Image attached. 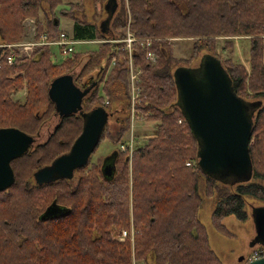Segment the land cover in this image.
Returning <instances> with one entry per match:
<instances>
[{
  "label": "trees",
  "instance_id": "1",
  "mask_svg": "<svg viewBox=\"0 0 264 264\" xmlns=\"http://www.w3.org/2000/svg\"><path fill=\"white\" fill-rule=\"evenodd\" d=\"M108 1L88 0L95 7ZM118 1L109 24L113 39L126 26L136 37L157 39L151 48L154 62L138 47L133 53L142 71L136 112L156 124V133L131 153L117 149L109 177L101 164L89 161L77 170L75 184L62 178L36 184V171L67 153L84 124L78 114L61 119L55 114L47 97L49 83L79 67L76 85L92 88L82 109L110 110L115 121V131L106 124L97 146L105 139L118 146L130 132L128 68L121 58L110 68L117 48L113 39L98 30L96 21L75 15L84 13L85 0L62 11L63 0H0V44L23 41L27 18L35 20V39L45 35L57 41L63 32L59 16L73 20L75 40L99 43L91 52L74 51L61 60L43 46L30 58L16 56L12 65L0 49V129L16 128L35 138L57 118L44 143L9 163L14 182L0 192V264H223L198 216L203 196L221 192L210 221L215 233L226 238L235 234L224 219L232 216L243 223L249 218L247 199L264 202V0ZM235 40L248 42L246 64L234 59ZM178 44L189 45L187 57L176 56ZM219 45L225 54L218 52ZM202 52L221 62L232 90L253 110L252 179L233 182L232 192L199 168V143L178 100L174 73ZM192 69L200 74L198 67ZM23 87L26 95L12 99ZM52 202L64 212L41 219ZM120 230L132 236L118 242L113 234Z\"/></svg>",
  "mask_w": 264,
  "mask_h": 264
},
{
  "label": "water",
  "instance_id": "2",
  "mask_svg": "<svg viewBox=\"0 0 264 264\" xmlns=\"http://www.w3.org/2000/svg\"><path fill=\"white\" fill-rule=\"evenodd\" d=\"M201 63L199 75L194 69L191 73L183 67L174 73L184 118L199 143V168L208 174L229 173L236 177L237 182L247 183L253 175L249 149L253 110L249 111L232 90L231 78L218 59L209 57ZM49 84L47 97L54 104L55 114L60 119L78 114L84 119V124L67 153L57 157L50 166L36 171L33 176L39 184L68 179L74 170L84 167L98 145L108 120L106 111L101 107L84 112L83 100L90 87L80 88L73 75L59 76ZM34 143V137L16 128L0 129V192L14 182L9 163L27 154ZM112 170V165L107 166L103 173L109 177ZM64 210L52 202L41 214V219L61 216ZM253 221L258 237L254 243L264 245V208L255 210ZM238 259L244 261L242 257ZM245 264H264V257Z\"/></svg>",
  "mask_w": 264,
  "mask_h": 264
},
{
  "label": "rangeland",
  "instance_id": "3",
  "mask_svg": "<svg viewBox=\"0 0 264 264\" xmlns=\"http://www.w3.org/2000/svg\"><path fill=\"white\" fill-rule=\"evenodd\" d=\"M79 1V0H78ZM88 1V0H86ZM119 2V1H118ZM67 3H77V0H63V4H66L67 7L69 8V5ZM89 4L85 3V10L84 13H75L76 16H78V18H81L83 20H85L86 22H91L93 21V19L95 21H99L101 19V21L105 20L104 22H106V17H105V9L104 7H100L97 6L95 7L94 5L90 4V2H88ZM106 8V7H105ZM94 14H96V16H94ZM99 15V16H98ZM94 16V17H93ZM60 18V23L58 28L59 29H63V31L68 32L69 34H71L72 30V19L70 18H63L62 16H59ZM93 21V22H95ZM24 32L25 33V37L23 40H30L32 38H34L35 36V20H33V18H27L25 19L24 23ZM153 40H157V39H153ZM236 41V50H237V54L236 56H234L235 61L241 62L246 64L247 60H248V42L246 40H235ZM154 43V41H153ZM1 45V44H0ZM96 46V44H92V43H87V45L83 46L81 44H77L76 45V51L77 53L79 51L82 50L84 53L86 54L87 52H89V50H94V47ZM51 52L55 55L54 58H57L58 60H61V56L58 52V48L56 46H52L51 45ZM189 45L188 44H178L177 48H176V56L177 57H187L188 55V51H189ZM1 49V48H0ZM91 50V51H92ZM90 51V52H91ZM218 52L221 54H225L226 51L221 50V46L219 45L218 47ZM205 52H202L199 57L195 60H193L190 64L185 65V64H181V67L183 68H187L191 73L193 72L192 68L198 67L199 68V64H203L209 57L204 55ZM27 58V57H26ZM86 60V57H84L82 59L83 63ZM187 66V67H186ZM78 68L74 69V71H72L70 73V75H73V77L76 78V75L78 73ZM111 68V67H110ZM201 70V67H200ZM92 88L90 87V91H88V93L85 95V98L89 97L88 95H90ZM26 95V90L25 87L22 88L21 91L15 93L14 98L12 99H21L22 97H24ZM85 102V100H83V103ZM112 112L107 111V124H108V129L111 132L115 131V121H113V117H112ZM57 118H53L51 121L47 122L45 125L42 126L38 136L35 137V143L32 146L35 147V145L38 144H42L46 141V139L48 138V135L53 131L54 126L57 124ZM131 123V122H130ZM141 127L142 128H146L149 129V131H142V130H136L137 127ZM151 129L147 128V125L144 123L141 124H137L136 127L132 130L131 129V125H130V132H128L129 134L125 137V139L123 140V142L121 144L114 145L113 143H111L108 139H105L103 141L100 142L99 146H97V150L95 153L91 154L89 157L88 162L90 161L91 163H95V164H101L102 168L104 169L107 166H111L113 163L114 159V152L123 146H126L128 144H131L132 146V150L134 149V147L140 146L143 144V142L146 141V139H148L149 137L153 136L156 132V124L151 122L150 124ZM124 152V151H123ZM132 152V151H131ZM130 152V153H131ZM190 163V162H187ZM187 165V164H186ZM191 165V163H190ZM189 165V166H190ZM188 166V167H189ZM187 167V166H186ZM214 179L216 182H218V185H222L225 186L226 188H221L220 191L223 189V191H228V192H232L233 191V182H237L236 181V177L233 176L232 174L226 173V174H214ZM264 185V182H261ZM218 192V191H217ZM217 192H215L213 194L212 197H205L203 196V203L199 209V219L200 222L206 227L207 229V234L209 237V242L211 244L210 247H212L213 251L218 255V257L220 258V260H222L223 264H242L244 262L239 261L238 258L242 257V259L245 260V258L252 252V250L257 246V242L258 237H257V232L256 231V227L253 221V215L256 209L258 208H264V202L262 201H256L253 199H247V204H246V211L249 215V218L247 221L241 223L238 222L237 220H234V217L230 216L227 217L226 219H224L223 223L225 226L228 227V230H230L232 233L235 234V236L233 238H226L220 234H217V232L215 233L214 229L211 226V213L213 210V207L215 205V201L216 198L220 195H217ZM221 193V192H218ZM202 195H203V191H202ZM122 231V230H120ZM119 232H115L113 234V238H115L116 241L117 240V236ZM121 242V241H118ZM124 242V241H122ZM252 243H254L252 245ZM251 245V247H249ZM132 263L134 264V261H132Z\"/></svg>",
  "mask_w": 264,
  "mask_h": 264
},
{
  "label": "built area",
  "instance_id": "4",
  "mask_svg": "<svg viewBox=\"0 0 264 264\" xmlns=\"http://www.w3.org/2000/svg\"><path fill=\"white\" fill-rule=\"evenodd\" d=\"M129 27L126 26L119 30L121 34L118 39H113L110 42L116 45V55L111 58L110 67H112L117 59L121 58L125 61L127 68H128V82L130 86V125L131 129L133 130L137 124L143 122V117L139 116L136 112V105L140 103L139 95H140V82H141V74L142 71L139 66H137L134 62V49L140 48L145 51V58L150 61H155L154 52L151 50L153 39L152 38H139L134 36L131 31L128 29ZM84 43L83 41H77L73 37H69L65 33H61L59 35V39L57 41H47L45 35H42L38 40L34 38L30 40H23L17 43H4L0 45L2 49V54L4 55V60L7 62L8 65H12L14 62V58L16 56H23L30 58L32 54L40 47L45 45H56L60 49V54L62 56H67L72 54L75 51V46L77 44ZM118 55V56H117ZM12 95L11 97H14ZM121 151L128 150L129 152L132 151L131 144L126 146L121 145ZM190 163H187L186 166H189ZM127 236V232L123 230L120 235L116 238L118 241H124ZM132 240V237H131ZM261 257H264V249L256 248L250 253L249 257L246 258L247 261L257 260Z\"/></svg>",
  "mask_w": 264,
  "mask_h": 264
},
{
  "label": "crops",
  "instance_id": "5",
  "mask_svg": "<svg viewBox=\"0 0 264 264\" xmlns=\"http://www.w3.org/2000/svg\"><path fill=\"white\" fill-rule=\"evenodd\" d=\"M118 0H109L108 2H107V4L105 5V7H104V9H105V17H106V22H104L105 20H103V21H101V19L99 20V21H96V23L98 24V27H99V29L98 30H100V32L101 33H103L105 36H107V37H109V38H111V39H113V33H112V31H111V29H110V26H109V24H110V20H111V18L113 17V15L115 14V12H116V10H117V7H118ZM85 3L86 4H89L88 3V1H86L85 0ZM68 5L70 4V3H67ZM59 9H60V11H62V10H66V9H68V7H67V5L66 4H63V5H61L60 7H59ZM94 16H96V14H94ZM93 16V17H94ZM99 16V15H98ZM60 17H58V19H59ZM63 18H65V17H63ZM68 19V18H67ZM72 21V30H73V20H71ZM93 21H95L94 19H93ZM92 21V22H93ZM59 23H60V19H59ZM122 28H119L117 31H116V33H118V34H120L119 33V30H121ZM61 31H63V29H60ZM72 30H70L71 31V34H69L68 32H66V31H63V32H65V33H67L68 35H69V37H73L74 38V36H73V31ZM77 40V39H76ZM77 41H83L84 43H80L81 45H83V46H85V45H87V43H92V44H96V46L94 47V50L97 48V46H98V42H95L94 40L93 41H89V42H87V41H84V40H77ZM94 42V43H93ZM53 46H56V45H53ZM57 48H58V52H59V54H60V49H59V47L58 46H56ZM50 50H51V48H50ZM92 50V49H91ZM91 50H89V52L91 51ZM75 51H76V48H75ZM85 51V50H84ZM84 51H83V48H82V50L81 51H79L80 53H84ZM93 51V50H92ZM77 52V51H76ZM52 53V52H51ZM54 55V54H53ZM61 55V54H60ZM55 56V55H54ZM139 124H141V123H139ZM144 124H146L147 125V128H150L151 129V126H150V124H151V122H145ZM143 127V126H142ZM141 127V125H140V127H137V129L136 130H142V131H149V129H147L146 130V128L144 129V128H142Z\"/></svg>",
  "mask_w": 264,
  "mask_h": 264
},
{
  "label": "flooded vegetation",
  "instance_id": "6",
  "mask_svg": "<svg viewBox=\"0 0 264 264\" xmlns=\"http://www.w3.org/2000/svg\"><path fill=\"white\" fill-rule=\"evenodd\" d=\"M78 169H80V168H78ZM78 169H76V170H74L73 171V173H71V177H69L68 179H66V180H68L69 182H71L72 184H75V180L78 178V176H77V170ZM56 180V179H55ZM51 181V180H50ZM54 180H52V182H53ZM34 183H38L37 182V180L35 179V177H34ZM44 183H47V182H43L42 184H44ZM61 207V206H60ZM63 208V207H62ZM64 209V208H63ZM249 247H251V245L249 246ZM242 264H244V263H242Z\"/></svg>",
  "mask_w": 264,
  "mask_h": 264
},
{
  "label": "bare ground",
  "instance_id": "7",
  "mask_svg": "<svg viewBox=\"0 0 264 264\" xmlns=\"http://www.w3.org/2000/svg\"><path fill=\"white\" fill-rule=\"evenodd\" d=\"M133 35H135V34H133ZM152 45H153V43H152ZM104 109V108H103ZM60 206V205H59ZM123 231V230H122ZM122 231H120V233H118V235H120L121 234V232ZM127 232V231H126ZM130 236H132L131 234L130 235H128V233H127V236L125 237V238H127V237H130ZM125 241V240H124Z\"/></svg>",
  "mask_w": 264,
  "mask_h": 264
}]
</instances>
